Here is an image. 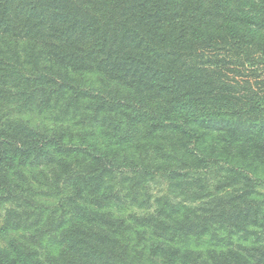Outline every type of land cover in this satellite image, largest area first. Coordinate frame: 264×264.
<instances>
[{"label":"trees","instance_id":"obj_1","mask_svg":"<svg viewBox=\"0 0 264 264\" xmlns=\"http://www.w3.org/2000/svg\"><path fill=\"white\" fill-rule=\"evenodd\" d=\"M264 0H0V264H264Z\"/></svg>","mask_w":264,"mask_h":264},{"label":"rangeland","instance_id":"obj_2","mask_svg":"<svg viewBox=\"0 0 264 264\" xmlns=\"http://www.w3.org/2000/svg\"><path fill=\"white\" fill-rule=\"evenodd\" d=\"M260 192H263L264 193V185H261L257 188Z\"/></svg>","mask_w":264,"mask_h":264}]
</instances>
